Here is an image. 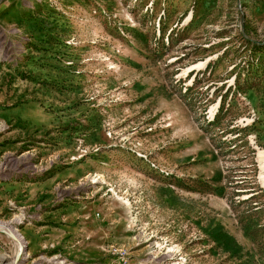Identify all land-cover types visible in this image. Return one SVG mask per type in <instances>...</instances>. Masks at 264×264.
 Returning a JSON list of instances; mask_svg holds the SVG:
<instances>
[{
    "label": "rangeland",
    "instance_id": "rangeland-1",
    "mask_svg": "<svg viewBox=\"0 0 264 264\" xmlns=\"http://www.w3.org/2000/svg\"><path fill=\"white\" fill-rule=\"evenodd\" d=\"M0 264H264V0H0Z\"/></svg>",
    "mask_w": 264,
    "mask_h": 264
},
{
    "label": "bare ground",
    "instance_id": "bare-ground-1",
    "mask_svg": "<svg viewBox=\"0 0 264 264\" xmlns=\"http://www.w3.org/2000/svg\"><path fill=\"white\" fill-rule=\"evenodd\" d=\"M2 261V260H1Z\"/></svg>",
    "mask_w": 264,
    "mask_h": 264
}]
</instances>
